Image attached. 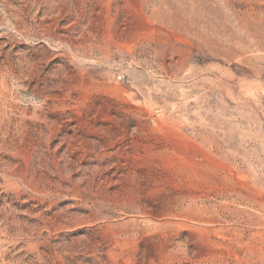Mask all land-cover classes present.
I'll return each instance as SVG.
<instances>
[{
  "label": "rangeland",
  "instance_id": "rangeland-1",
  "mask_svg": "<svg viewBox=\"0 0 264 264\" xmlns=\"http://www.w3.org/2000/svg\"><path fill=\"white\" fill-rule=\"evenodd\" d=\"M0 264H264V0H0Z\"/></svg>",
  "mask_w": 264,
  "mask_h": 264
}]
</instances>
